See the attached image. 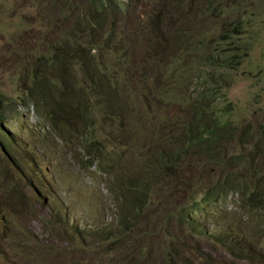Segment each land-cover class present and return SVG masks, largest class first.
Listing matches in <instances>:
<instances>
[{
    "label": "rangeland",
    "instance_id": "1",
    "mask_svg": "<svg viewBox=\"0 0 264 264\" xmlns=\"http://www.w3.org/2000/svg\"><path fill=\"white\" fill-rule=\"evenodd\" d=\"M110 1L106 14L95 15L92 0H0V94L20 167L7 173L0 150V215L11 224L4 227L0 220V264H163L158 248L167 240L177 264H199L208 253L216 264H264V183H257L264 176V0ZM158 14L164 24L155 27ZM181 29L222 54L240 49L241 64L221 75L214 72L215 77L206 68L199 72L198 63L213 66L216 60L200 49L186 52ZM232 33L233 46L226 37ZM161 40L168 46L157 60ZM56 41L74 51V58L59 55L58 60L77 73L70 82L74 112L82 108L77 87L84 89L88 118L79 124L75 113L46 121L34 105L12 101L34 86L35 61L62 50L52 44ZM173 60L175 73L166 68ZM102 67L109 68L106 77ZM43 74L55 82L51 95L56 98L62 92L57 79L62 67L38 71ZM209 77L211 83H200ZM98 78L103 89L120 90L118 100L110 95L111 112L98 101ZM200 99L233 132L208 149H190L178 168L171 162L164 171L155 166L151 202L135 217L131 208L141 199L134 185L143 165L157 144L174 142L175 122L188 121L189 109L194 102L201 105ZM59 121L63 126L55 125ZM3 141L8 142L5 136ZM251 150L257 155L247 158L250 164L234 159ZM90 157L98 160L86 168ZM225 160L235 183L246 195L261 197L262 207L233 193L203 202L193 215L211 236L196 235L176 223L178 209L201 201ZM34 187L44 199L35 197ZM124 214L130 222L119 224ZM104 228L113 235L98 232ZM220 228L226 234L216 243Z\"/></svg>",
    "mask_w": 264,
    "mask_h": 264
},
{
    "label": "trees",
    "instance_id": "2",
    "mask_svg": "<svg viewBox=\"0 0 264 264\" xmlns=\"http://www.w3.org/2000/svg\"><path fill=\"white\" fill-rule=\"evenodd\" d=\"M112 2L110 0L106 1H99V0H92L91 2V8L95 15H102L106 14L107 10L111 7ZM164 22V19L160 18V14H158L153 19V25L155 27L161 26ZM99 25H102L103 23H98ZM156 33H161V29H156ZM180 36H184L185 39L183 41L184 44L188 46L186 52L190 51V48L195 50L196 54H198V49L206 51L209 53V56L207 59H210V56L216 60V63L211 66V64H207L205 62H200L202 66L199 67L198 63V70L199 72H202V70L209 69L211 72V77L214 76V72L217 73V75L224 74V69H232L233 66H237L241 64V51L238 50V54L234 53L232 49H229L225 51L224 54L221 52L215 51L213 49H210L204 45V41L202 39L200 40H193L189 36H187V32L184 30H180L178 32ZM197 36V35H196ZM195 36V37H196ZM234 34L226 35L227 37V43L232 45L233 42H231V38H233ZM181 40L180 38H178ZM182 41V40H181ZM163 47L160 48L158 54H157V60H161L167 51L168 41L161 40L160 42ZM55 46H58L62 48V50H59V48H56V51L52 55H47L46 57H40L37 61H35V64L37 65L38 69H33V74L30 71L31 75V82H34V86L31 87V91L28 93H24L23 95L18 96L16 99H12V101H17L19 103H23L25 105H34L37 109V113L43 116V118L46 121H50L54 116L57 114L63 115L64 118H66L65 115H71L72 113H75L77 115L76 120L78 124L84 120V118H88V110L86 108L85 98L82 97V91L84 89H80V86L78 88L79 93V100L78 103H81L82 108H79L80 110L74 112L76 109L75 100H74V88L71 87V81L73 80V77L76 76V72L70 71V66L64 61L66 59L65 56L68 54L73 57L72 50L65 49L67 43L63 41H56L52 43ZM178 45V44H177ZM233 46V45H232ZM111 49V48H110ZM174 52V51H173ZM230 52V53H227ZM246 52L245 54H247ZM62 55L63 58L58 60V56ZM185 59L188 57L184 55ZM198 57V55H197ZM191 59H195V56L193 55ZM175 61L173 60L171 63L166 65V68L168 70H172L175 73ZM232 62H235L232 63ZM60 65L63 69V75L58 79L59 86H60V92L56 98H54L51 95V91L53 87L55 86V82L48 78L45 74L38 75V71H47L51 68H53L55 65ZM100 67V66H99ZM107 69L108 67H102V74L104 77L107 76ZM147 75H149V70H145ZM207 74V73H206ZM215 77V76H214ZM54 78V77H52ZM98 78L95 80L96 84V91L98 95V101L104 106L105 112H111L113 108H110L109 106V98L110 95L114 97V101L118 100L120 97V90L118 87H114L112 89L106 90L103 89L100 85ZM214 80V79H213ZM210 82L209 78H204L200 83L204 82ZM94 82V83H95ZM216 82V80H214ZM67 86L65 90H63V87ZM220 87V86H219ZM215 88V90H220V88ZM201 96V94H200ZM201 105L194 102V106H192L189 109V120H183L182 122L176 121V127H177V133L178 137L174 140L172 144L168 145H160L157 144V151L152 155V157L146 161V163L143 165V169L140 173V176L137 177L134 185V191L139 192V197L141 201L138 204H134L131 209L133 210V215L136 217L137 215L141 214L143 210L149 205L152 199L153 191L150 188H153V184H150V182L156 178L157 173L155 174V166L157 169V166L159 165V168L163 170L164 168H168L170 165L167 162H171L172 166L175 168H178V162L181 160L182 155L186 154L190 149H197L198 145L204 147V149H208L209 143L217 140L220 136H223L227 131L229 133H232L233 130L227 129V125L223 122L221 119L220 122H218L215 117L210 114L209 107L206 104V101L202 103V99H200ZM59 104H62V107L59 108ZM210 106V105H209ZM18 111L15 109V115H20ZM111 121L114 120L111 117L109 118ZM8 109L4 106V96L0 94V150H1V159L4 161L7 165L6 172L8 173L10 169H16L20 170L19 164L15 160V154L13 153L12 149V143L15 142L14 135L7 130L6 125L8 123ZM55 125L57 127L63 126V121L56 122ZM3 136H5L8 140V142L3 141ZM86 141V136L83 138ZM177 140H180L181 143L177 144ZM251 153H241L238 155H235L236 157L234 159H237L238 161H245L248 164L249 161L247 158H252L256 154V150H251ZM234 157V156H233ZM98 160L97 157H90L86 163V168L92 166L96 161ZM226 162V160H225ZM185 162L182 163V166ZM85 162H80L81 167H84ZM181 166L180 171L182 172L183 167ZM255 173V172H254ZM235 177L234 174L231 172V169H229V163L226 162V167H224L223 172L221 175L217 176L215 180V185H211L208 187L206 194L203 196L201 201L195 202L193 205L184 206L180 209H178V215L176 216V223L186 225L190 229H192L193 233L196 235L199 234V232L202 235L205 236H211V234H205L204 231L206 229H203L202 222L196 219L193 215V211L200 210L201 208L198 207V205L203 204V202H210V201H216L217 199L221 197H225L229 193L237 194L239 196V200L243 199V202L245 204H249V200L253 201L251 205L253 207H259L261 208L262 205L259 200L262 198L260 197H254V195H246L243 192V187L241 185H238L235 183ZM31 180V179H27ZM263 182L264 183V176L259 177L257 180V183ZM28 183H31V181H28ZM10 191L16 190L13 183L11 184ZM34 195L37 198H43V193L41 189L37 190L34 187ZM5 190L2 189L1 193H4ZM47 195V192H45ZM21 197H16L15 202H19ZM258 199V200H257ZM255 200H257V203ZM132 204V202H130ZM6 217L0 215V220L4 221L2 224L4 227H11V224L7 223ZM129 218L126 217V215H122L118 221L119 224L124 223L128 224ZM203 229V230H202ZM12 230V229H11ZM218 239L217 235L214 234L216 238V243H218L222 237L226 234V231L223 228H220L218 230ZM103 234H109L111 233V236L113 235V231L111 232V229H100V231ZM231 238V237H230ZM28 240V238L26 239ZM170 242L167 240L166 244L162 247L158 248V258L161 263L163 264H177L174 260V256L171 252L168 251L167 247L169 246ZM226 246L228 245L227 241L224 242ZM246 254L250 257L252 256L246 249ZM214 260H217L215 257H212L210 253H208V256L204 259L199 258L198 262L199 264H216ZM134 264V263H130ZM193 264V263H188Z\"/></svg>",
    "mask_w": 264,
    "mask_h": 264
}]
</instances>
